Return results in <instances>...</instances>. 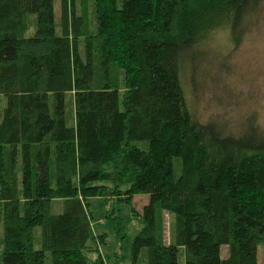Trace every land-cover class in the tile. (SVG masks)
<instances>
[{
    "label": "trees",
    "instance_id": "obj_1",
    "mask_svg": "<svg viewBox=\"0 0 264 264\" xmlns=\"http://www.w3.org/2000/svg\"><path fill=\"white\" fill-rule=\"evenodd\" d=\"M263 6L0 0V264H103L92 198L108 206L112 264L119 203L141 223L130 264H264V129L255 115L239 133L201 120L184 83L218 32L236 48Z\"/></svg>",
    "mask_w": 264,
    "mask_h": 264
},
{
    "label": "rangeland",
    "instance_id": "obj_2",
    "mask_svg": "<svg viewBox=\"0 0 264 264\" xmlns=\"http://www.w3.org/2000/svg\"><path fill=\"white\" fill-rule=\"evenodd\" d=\"M55 13L57 14V6ZM254 21L255 24L236 48L232 47L228 32H218L208 46L210 61L206 63L201 80L199 79L196 86L192 87L189 78H184L187 98L199 118L203 121L213 119L223 123L227 130L234 133H239L243 122L250 115H255L257 123L264 129V6L258 9ZM71 100L72 96L67 94L65 123L68 127L73 124ZM146 201L147 196L134 197V209L140 212ZM88 203L91 235H104V245L99 246V251L103 264H109L108 262L112 264L114 256L109 253L115 248V237L111 225L104 218L108 206L99 198H92ZM114 207L119 211L126 233L124 240L116 246L119 247L117 252L120 251L124 264H130L131 243L140 230L141 223L130 218L128 206L119 203ZM57 210V207H53V212ZM2 239L3 228L0 227V252ZM92 244L89 242L87 245ZM225 250L226 248L223 252ZM108 255L110 260L107 259ZM93 256L87 254L90 260ZM45 264H49L48 256Z\"/></svg>",
    "mask_w": 264,
    "mask_h": 264
}]
</instances>
